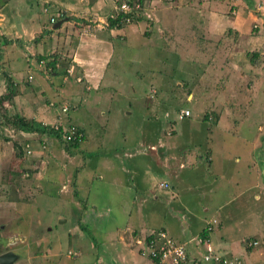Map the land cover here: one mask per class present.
<instances>
[{"label":"rangeland","instance_id":"374dc122","mask_svg":"<svg viewBox=\"0 0 264 264\" xmlns=\"http://www.w3.org/2000/svg\"><path fill=\"white\" fill-rule=\"evenodd\" d=\"M249 1L251 5L242 0L238 6L224 2L227 11L224 15L236 17L242 8L244 19L252 13L260 18L259 23L246 20L241 33L221 27V31L205 35L212 46L216 45L212 49L221 45L224 50L215 69L213 62L206 63L203 52L197 51L191 39L186 38L190 37L189 27H186L187 33L185 28L177 32L183 35L180 46L186 47L180 55L171 54L170 46L150 48L144 44L146 41L136 36L120 44L116 49L125 55L126 69L100 94L95 89L81 95L66 94L70 82L62 84L65 89L58 90L59 79H53L52 75L57 71L47 67L53 60L51 57L34 59L28 67L23 63L18 80L20 87L30 93L40 83L45 88V94L36 90L34 96L41 111L48 110L52 114L42 125L81 124L86 140L75 148L63 143L62 139L40 132L24 137L20 131L6 126L8 118L23 113L17 108L0 110V137L8 138L12 144L8 146L16 158L10 171L0 162V226H3V236L10 242L7 248H0V254L15 253L19 257L15 264H115L114 260L121 264L117 259L122 257L126 259L122 264H153L139 254L134 243L132 248H127L121 243L107 242L110 238L103 233L116 224L117 228L123 226L124 220L122 209L113 207L118 205L115 195L119 185L116 184L121 176L109 173L106 166H121L119 155L126 148L131 149V153H144L147 148L140 145L146 141L160 139L163 143L161 147L157 143L156 152L169 154L177 148L173 142L181 139L183 145L189 143L195 147L199 155L207 144L202 146L198 141L212 138L215 155H242L247 160L252 145L249 138L255 137L258 148L252 156L257 167L264 171V10L257 12L254 1ZM167 4L175 6L172 2ZM196 8L195 4L183 8L181 17L186 23L192 20L190 15ZM46 23L53 27L48 20ZM142 26H139L141 30ZM196 34L197 37L201 34L200 27ZM226 53H232L231 61ZM29 76L33 78L32 85L27 84ZM223 90L226 93L222 95ZM2 92L0 87V96ZM64 106L68 107L67 113H62ZM185 109L190 111V117L178 120L177 114ZM32 110L28 111L30 116ZM124 113L130 115L124 116ZM220 116L222 120L217 123ZM5 127L9 134L4 131ZM0 143L5 141L0 139ZM26 144L30 155L25 153ZM6 160L10 163L9 157ZM164 172L163 169L154 172L157 180L152 190L156 189ZM170 181L176 186L172 177ZM189 183L191 179L184 187ZM139 202L149 210L150 194L145 193ZM83 203L88 210L87 223L83 220ZM60 218L67 222L60 223ZM111 222H115L113 226ZM80 223L84 229L79 227ZM72 226L78 227L80 233L68 234ZM17 227L29 236L15 237L12 231ZM58 239L61 240L58 242ZM201 251L198 247L197 252Z\"/></svg>","mask_w":264,"mask_h":264},{"label":"crops","instance_id":"0c3cea01","mask_svg":"<svg viewBox=\"0 0 264 264\" xmlns=\"http://www.w3.org/2000/svg\"><path fill=\"white\" fill-rule=\"evenodd\" d=\"M116 1L0 0V35L7 39L6 45L0 43V87L4 94L5 78L8 76L14 81L16 88L15 97L5 108H17V111L23 113L21 117L39 124L45 123L52 116L48 110L41 111L34 99L36 90L45 94L43 85L39 82L38 88L33 90L35 93H30L20 87L18 82L22 75L23 63L28 67L34 59L51 57L58 61V67L55 68L57 72L52 74L53 79H59L58 90L61 87L65 89L62 84L70 82L66 94L81 95L93 89L100 94L105 87H111L126 69L125 55L119 53L116 48H119L120 44H126L131 36L142 38V41H146L144 44L150 48L170 46L171 54L180 55L179 52L184 53L186 47L180 46L183 35L181 37L177 32L180 28H185L187 33L186 27H189L190 37L186 38L191 39L197 51L203 52L206 63L213 62L215 69L216 63L219 62L217 59H222L224 50L221 45L212 49L216 45L212 46V42L205 39V35L212 31L217 32L218 29L221 31V27L241 33L246 20L250 23L260 21V18L252 13L244 19L242 8H239V15L236 17L225 16L227 11L223 6L224 1L221 0H140L143 4L141 19L128 26H117L118 24H110ZM258 1L264 5V0ZM168 2H172L175 9L167 4ZM225 2L234 6L242 4V0ZM192 4L198 8L192 9V20L186 23L181 17L183 8ZM224 5L226 7V4ZM58 13H62L63 17L58 19ZM45 14L50 15L46 17ZM51 18L55 19L56 24L61 22V26L55 30L53 27L56 24L52 28L49 27L46 20L49 22ZM142 24L141 30L139 26ZM199 27L201 34L197 37L196 31ZM226 56L229 60L232 53H226ZM20 66L21 68H18ZM32 83L33 78L29 82L27 78V84ZM224 93L226 90L221 94ZM190 96L193 98L192 93ZM31 108L33 113L30 116L28 111ZM129 115L130 113H124V116ZM156 118L158 119L157 116ZM221 120L220 116L216 122ZM4 125L1 126L2 130ZM76 126L83 128L81 124ZM5 128L4 131L9 134L7 127ZM34 133L19 132L24 137ZM0 139L5 141L0 143L1 166H7V171H10V166L16 159L8 146L12 144L7 137ZM249 139L252 145L249 146L251 151L247 155L252 159L247 157V160L242 155H215V140L212 138L204 142L202 139L198 141L202 146L207 144L199 155L195 147L189 146V143L183 145L181 139L179 142H173V145L177 144V148L169 154L156 152L157 143L160 147L163 143L160 139L143 142L140 146L147 148L144 153H131V149H124L119 155L121 166H106V171L121 176L116 184L119 185L115 195L118 205L113 207L118 209L119 206L122 209L121 215L124 219L123 226L117 228L116 224L113 229L103 231L108 236L107 239L110 238L107 242L121 243L124 247L132 248L138 234L164 230L177 241L192 244L187 247V256L192 262L190 264H195L194 260L203 252V248L195 242L199 237L208 238L217 251L225 256L240 259L242 264H264V243L259 242L264 241V171L257 167L252 156L258 148V140L256 141L255 137ZM148 148L154 150L149 151ZM8 157L10 163L6 160ZM225 167L226 170H223ZM161 169L165 174L160 183L166 182L169 188L159 189L157 185L156 189L152 190L155 188L153 183L157 180L154 172ZM8 174L10 175V172ZM171 177L176 186L170 181ZM229 178L230 180H227ZM190 179L191 183L184 187ZM261 181L263 182L260 184ZM112 182L115 183V180L112 179ZM145 193L151 196L149 210L139 202ZM84 203L83 220H86L88 210ZM5 204L10 205L8 202ZM74 206L77 207V204ZM213 221V229L207 231V226L212 225ZM66 222L60 218V223ZM114 223L111 222L110 225L113 226ZM67 232L80 233L76 226H72L71 231ZM12 234L23 238L29 236L22 234L18 227ZM261 236L263 239L258 240ZM252 239L258 241L259 245L250 247L247 242ZM59 240L61 239L57 241ZM56 247L59 246L54 248ZM198 247L202 250L200 253L197 252ZM117 260L126 262L123 257ZM114 262L116 264L115 260Z\"/></svg>","mask_w":264,"mask_h":264},{"label":"built area","instance_id":"2783aa9c","mask_svg":"<svg viewBox=\"0 0 264 264\" xmlns=\"http://www.w3.org/2000/svg\"><path fill=\"white\" fill-rule=\"evenodd\" d=\"M172 1V0H169ZM254 1L255 9L257 12H262L264 10V5L257 0ZM46 13L47 10L45 9ZM143 4L140 0H117L114 6V14L110 16V20L118 21L117 24L120 26H128L138 20L140 15L143 16ZM62 13H58L57 18H62ZM50 24L55 25L56 21L54 18L50 19ZM42 64V62H39ZM44 68V66H42ZM56 67H58L56 65ZM55 67V68H56ZM51 70L52 68L49 67ZM32 77H28V81H31ZM68 107L64 106L62 108V113H67ZM168 117V115H165ZM190 117L189 110H180L177 114L178 120H185ZM54 131H60L61 139L65 143H75L82 142L85 137L84 132L76 125L69 124L66 127L61 125L52 126ZM25 153L27 155L31 154L29 145H25ZM159 189H168L169 185L166 182H161L158 184ZM215 221L212 225L207 226V231H211ZM148 231L137 235L134 239V246L139 249V254L146 257L153 264H190L187 256V246L189 243H182L177 241L175 238L169 236L163 231ZM196 245L203 248V252L199 255V258L195 259V264H242L241 260L235 257H229L221 254L217 251L211 244L208 238L199 237L196 239ZM264 243V241H262ZM247 244L250 247H256L259 242L256 240L248 241Z\"/></svg>","mask_w":264,"mask_h":264},{"label":"trees","instance_id":"16d2710c","mask_svg":"<svg viewBox=\"0 0 264 264\" xmlns=\"http://www.w3.org/2000/svg\"><path fill=\"white\" fill-rule=\"evenodd\" d=\"M246 1H247V4L251 5V3H249L250 2L249 0H246ZM224 2H225V0H224ZM232 6H234V5H232ZM45 9L47 10V8H45ZM141 17H142V15H140V17L138 18L137 21H139L141 19ZM137 21H135V22H137ZM117 22L110 20V24L111 25H116ZM117 26H120V25H117ZM229 33H231V32H229ZM0 43L2 45H6L7 44V39L0 35ZM56 62H58V61L53 59V61H51V62H49L47 64L48 65L47 67L48 68L51 67L52 70L55 71L56 70L55 69ZM5 87H6V92L3 95L0 96V110H2V111H4L5 105L10 104V102L13 100V98L16 95V88H15V85H14V81L8 76H6V78H5ZM205 119H208V117L206 116ZM6 121H7V123H9L10 128H14L17 131H20V132L22 131L24 133L25 132L26 133L40 132L42 134H48L49 136H55V137H57L58 139L61 140L60 131H58V132L54 131V129L51 126L50 127L47 126V125L43 126L42 124L36 123V122H34L32 120L28 121L25 118H23L21 116H17V115H15V116H13L11 118H8V120H6ZM78 127L84 132L82 127H80V126H78ZM84 140H85V137L83 138L82 142ZM63 143H65V142H63ZM80 143L81 142L65 143V144H68V145H70L72 147L77 148ZM79 227L81 229H84L82 223L79 224ZM158 231L165 232L164 230H156L155 232H158Z\"/></svg>","mask_w":264,"mask_h":264},{"label":"water","instance_id":"95a60500","mask_svg":"<svg viewBox=\"0 0 264 264\" xmlns=\"http://www.w3.org/2000/svg\"><path fill=\"white\" fill-rule=\"evenodd\" d=\"M61 22H59L58 24H56L53 29H57L61 26ZM3 232V226H0V248H7L9 245V239H7L5 236H3L2 234ZM19 257L11 252V251H7L4 252L2 254H0V264H15L18 261Z\"/></svg>","mask_w":264,"mask_h":264}]
</instances>
